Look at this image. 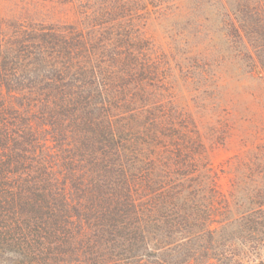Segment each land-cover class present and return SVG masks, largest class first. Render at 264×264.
<instances>
[{
	"label": "trees",
	"instance_id": "16d2710c",
	"mask_svg": "<svg viewBox=\"0 0 264 264\" xmlns=\"http://www.w3.org/2000/svg\"><path fill=\"white\" fill-rule=\"evenodd\" d=\"M6 2L0 264H264V139L216 81H264V0Z\"/></svg>",
	"mask_w": 264,
	"mask_h": 264
},
{
	"label": "rangeland",
	"instance_id": "374dc122",
	"mask_svg": "<svg viewBox=\"0 0 264 264\" xmlns=\"http://www.w3.org/2000/svg\"><path fill=\"white\" fill-rule=\"evenodd\" d=\"M3 2L4 0H0L1 4ZM12 4H14V0H7L5 3L7 9L5 15L8 11L11 13V8H13V10L15 9V7H12ZM181 20L183 19H180V17H171L168 21L164 22V24L169 22L170 27L173 29L172 32L180 33L182 31L179 25L184 24ZM210 34H213V30ZM188 37L191 38L192 35ZM228 68L225 74L224 71L220 70L219 73H221L222 76L216 79L221 87L220 99H222L226 108L232 106V109H235L239 116L243 114L239 122L243 130L252 131L254 135H258L264 139V81L252 78L246 71H240L235 65H230ZM228 108L227 112H231ZM231 113L230 115V113H226L225 111L221 112L224 118H230L235 115L233 112ZM231 154H233V149L220 148L216 150L213 161L215 164H219ZM223 181L226 182V179Z\"/></svg>",
	"mask_w": 264,
	"mask_h": 264
}]
</instances>
